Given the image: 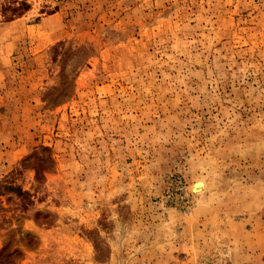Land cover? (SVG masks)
<instances>
[{"label":"rangeland","instance_id":"374dc122","mask_svg":"<svg viewBox=\"0 0 264 264\" xmlns=\"http://www.w3.org/2000/svg\"><path fill=\"white\" fill-rule=\"evenodd\" d=\"M0 264H264V0H0Z\"/></svg>","mask_w":264,"mask_h":264},{"label":"bare ground","instance_id":"6f19581e","mask_svg":"<svg viewBox=\"0 0 264 264\" xmlns=\"http://www.w3.org/2000/svg\"><path fill=\"white\" fill-rule=\"evenodd\" d=\"M203 189V184L202 183H198L196 184V186H194V193L195 194H199Z\"/></svg>","mask_w":264,"mask_h":264}]
</instances>
